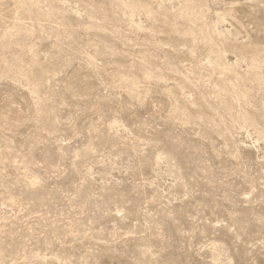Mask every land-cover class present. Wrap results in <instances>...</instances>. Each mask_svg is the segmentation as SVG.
<instances>
[{"label":"rangeland","instance_id":"obj_1","mask_svg":"<svg viewBox=\"0 0 264 264\" xmlns=\"http://www.w3.org/2000/svg\"><path fill=\"white\" fill-rule=\"evenodd\" d=\"M0 264H264V0H0Z\"/></svg>","mask_w":264,"mask_h":264}]
</instances>
